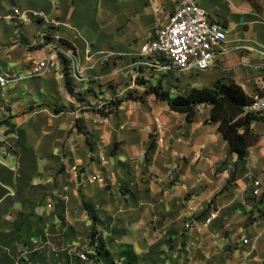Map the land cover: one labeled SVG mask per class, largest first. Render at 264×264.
Returning <instances> with one entry per match:
<instances>
[{
    "label": "crops",
    "instance_id": "obj_1",
    "mask_svg": "<svg viewBox=\"0 0 264 264\" xmlns=\"http://www.w3.org/2000/svg\"><path fill=\"white\" fill-rule=\"evenodd\" d=\"M193 1L224 27L228 44L207 72H181L177 93L220 80L251 98L263 94L264 0ZM181 2L0 0V72L19 78L0 88V121L11 117L0 126V264L19 255L32 264H264V187L252 194V180L264 173V121L251 123L259 140L244 160L229 153L218 124L208 123V106H196L188 121L148 96L123 101L108 123H94L97 114L77 112L60 63L22 78L49 52L40 46L45 23L33 19L15 33L7 19L14 7L58 19L56 31L78 45L81 74L68 70L73 92L88 99L83 80L94 72L82 42L137 55L146 32ZM187 205L205 211L186 230ZM78 246L91 262L71 253Z\"/></svg>",
    "mask_w": 264,
    "mask_h": 264
},
{
    "label": "built area",
    "instance_id": "obj_2",
    "mask_svg": "<svg viewBox=\"0 0 264 264\" xmlns=\"http://www.w3.org/2000/svg\"><path fill=\"white\" fill-rule=\"evenodd\" d=\"M32 18L42 19L45 21L46 32L53 39L54 49L49 50L47 55L38 60L30 69L28 74L22 76L23 79H33L45 75L55 70L60 59L58 55H62L69 62L70 70L74 76H79L81 71L76 67V61L72 57L71 50L64 49L60 43L59 33L56 31L61 25L58 19L50 18L45 12L30 13L22 11L18 7L13 8V12L7 16V19L13 25L15 33L21 26L29 23ZM228 44L227 31L223 26L209 20L205 10L200 8L193 0H182V2L169 14L165 24L150 28L141 44L136 55V61L133 65L151 66L158 71L182 72V73H204L210 70L214 62L225 53ZM90 50L86 49V54ZM108 57H104L106 62ZM19 78L9 76L7 73L0 72V88L6 87L9 83ZM258 116H264V93L252 98L247 108ZM94 123L106 124L108 117L105 114H97ZM157 129L159 121L156 120ZM99 161L102 165L108 163L103 154L99 155ZM72 171H76V167H72ZM98 177L93 176L91 179L95 181ZM264 187V173L262 178L252 180V194L258 197L262 194ZM204 208H194L187 205L186 219L184 228L189 229L194 223L197 213H203ZM214 214L206 219L205 223H209ZM244 243H248L247 240ZM90 253L83 252L78 254V258L82 262L89 263L92 261ZM22 261L25 264H32L29 258L22 255Z\"/></svg>",
    "mask_w": 264,
    "mask_h": 264
},
{
    "label": "rangeland",
    "instance_id": "obj_3",
    "mask_svg": "<svg viewBox=\"0 0 264 264\" xmlns=\"http://www.w3.org/2000/svg\"><path fill=\"white\" fill-rule=\"evenodd\" d=\"M33 19L34 18H32V20ZM35 20L45 23V21H43L42 19ZM59 36L61 45L64 47V49L71 50L72 57L76 60L74 54H76L78 51L77 41L67 40L60 34ZM82 45H84V49L91 50L88 54V56L91 58L85 57L84 54V61L92 59V64H89L88 66L90 67L88 68L91 69L94 74L88 75V77L83 80V82L87 84L85 85L86 88L84 90V93H90V98L85 99V97L82 95V91H77L76 93L73 92L72 94L73 97H75V100L78 101L77 112L79 114H106L109 109L115 110L117 108L115 107V104L120 100L126 99L127 96L135 98L143 94L144 89L142 86H139V84L142 82H145V84L149 86L161 85L163 90L165 91H168L170 89V97L172 98L179 95L176 91V88L181 86L183 82L182 73L168 72V74H162L153 71L150 67L146 69H144L145 66H139L135 68L133 67V64L136 61V54L134 53L108 49H105L104 51L94 50V42L89 41H83ZM40 46L43 48L47 46V50H53V39L49 35H45L44 42ZM58 56L60 59L59 63L62 65L61 59L64 60L65 62H67L68 70H70L69 62L66 61V59L62 57V55ZM108 56V60L104 62L103 58ZM99 72H105L103 74H100L105 76L99 77ZM16 81L17 80L15 79L11 83H14ZM95 82H100L98 86L95 87L96 89L92 85ZM187 93L185 94V96L187 95ZM131 101L137 102V100ZM84 236H88V238H90V236L91 238L93 237L91 232H89L88 235L85 234ZM78 237L80 241L84 239V237L82 236ZM85 250V247L78 246L72 248L71 253L78 256V254L85 252ZM20 263H22V255H19L15 259V264Z\"/></svg>",
    "mask_w": 264,
    "mask_h": 264
},
{
    "label": "trees",
    "instance_id": "obj_4",
    "mask_svg": "<svg viewBox=\"0 0 264 264\" xmlns=\"http://www.w3.org/2000/svg\"><path fill=\"white\" fill-rule=\"evenodd\" d=\"M61 61L65 88L73 94L67 62L62 59ZM139 86L144 89L141 96L135 98L127 96L126 99L117 102L115 107H118L123 101L137 100L143 103L146 97L153 96L156 101L164 102L170 111L184 114L186 119L191 121L196 106H208L210 107L208 123L218 124V132L227 143L229 153L236 155L237 160H244L247 156V149L254 146L259 140V135L250 131V125L254 121H264V116H258L247 110L252 98L235 82L224 83L218 80L210 88H194L186 96L178 95L174 98L170 97V94L163 90L161 85L149 86L142 82ZM111 111V109L108 110L109 113ZM10 119L11 117H8L0 121V126L8 125ZM100 251L101 247L96 252L100 253ZM105 255L107 254L105 253Z\"/></svg>",
    "mask_w": 264,
    "mask_h": 264
}]
</instances>
